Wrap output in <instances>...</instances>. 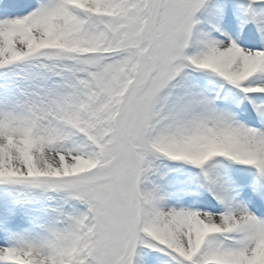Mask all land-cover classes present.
<instances>
[{"label":"snow or ice","instance_id":"6c2138e0","mask_svg":"<svg viewBox=\"0 0 264 264\" xmlns=\"http://www.w3.org/2000/svg\"><path fill=\"white\" fill-rule=\"evenodd\" d=\"M0 264H264V0H0Z\"/></svg>","mask_w":264,"mask_h":264}]
</instances>
